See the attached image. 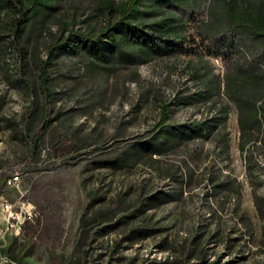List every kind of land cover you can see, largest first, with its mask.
Wrapping results in <instances>:
<instances>
[{"label": "rangeland", "instance_id": "1", "mask_svg": "<svg viewBox=\"0 0 264 264\" xmlns=\"http://www.w3.org/2000/svg\"><path fill=\"white\" fill-rule=\"evenodd\" d=\"M212 6L214 0H201L198 17L207 18ZM36 16L28 33L19 38L12 37L0 19V44H4L0 48V199H15L23 192L40 211L39 218L16 237L24 264H54L61 258L68 264H264V217L254 202L255 195H264V138L247 142L242 151L234 103L228 122L229 154L215 137L184 142L161 155L144 153L132 165L107 167L96 162L152 131L162 103L196 89L189 64L195 56H164L109 69L83 50L52 55L51 105L63 113L44 134L39 156L29 163L20 161L26 139L7 118L18 119L29 112L32 100H38L40 61L50 55V43L67 33L65 22L69 28L88 30L105 21L95 0H62L51 15ZM207 57L224 77L225 60ZM210 106L207 102L171 105L168 121L202 117ZM30 114L33 125L38 114ZM15 171L20 190L7 186ZM181 172L186 177L182 193L173 179ZM216 176L232 180L222 189L213 185ZM159 188L175 189L177 198L147 211L158 228L150 236L139 238L135 233L133 240L116 245L118 237L138 223L136 219L93 234L98 226L123 214L121 206H112L120 199L135 206L133 200L139 195ZM189 246L195 251L185 258Z\"/></svg>", "mask_w": 264, "mask_h": 264}, {"label": "trees", "instance_id": "2", "mask_svg": "<svg viewBox=\"0 0 264 264\" xmlns=\"http://www.w3.org/2000/svg\"><path fill=\"white\" fill-rule=\"evenodd\" d=\"M61 1L0 0V19L12 37H24L36 15H51ZM200 1L95 0L97 10L105 15V21L98 29L69 28L65 22L67 33L50 43V55L40 61L38 100H32L29 112H24L18 119L7 118L19 126L26 139V149L20 161L29 163L39 156L44 134L63 113V110L54 111L51 105L55 92L50 70L51 57L61 50H83L98 64L109 69L129 64L140 65L171 55L196 57L195 61L189 63L198 84L196 89L180 92L170 102L162 103L153 130L115 155L101 157L96 161L99 166L132 165L134 159L144 153L151 157L161 155L174 151L184 142L215 137L229 154L231 136L228 122L233 103L239 113L242 133L239 146L242 151L247 142L264 138V0H214L207 18L198 17ZM22 48L25 50L26 47ZM207 56L225 60L224 77L215 72ZM27 87L32 89V83L27 82ZM206 102L211 106L204 116L181 122L168 121L171 105ZM34 111L38 116L31 125L30 112ZM72 144L79 147L81 142L72 139ZM248 158L249 164L253 165L252 149H249ZM173 179L182 193L185 175L181 172ZM231 180L230 177L220 179L216 176L212 181L214 186L223 189L228 187ZM176 198L175 189L159 188L139 195L138 199L133 200L132 204L137 201L135 206L122 204L120 199L112 206H121L123 214L98 226L93 234L102 229L109 232L119 224L126 223L127 219H136L138 223L121 234L116 245H121L128 238L133 240L135 233L139 238L150 236L158 228L147 217V211ZM254 202L264 217V195H255ZM17 247L18 238H15L9 248L22 261ZM194 251L189 246L184 252L185 258H191ZM202 254L204 256V252ZM54 264L68 263L61 258Z\"/></svg>", "mask_w": 264, "mask_h": 264}, {"label": "built area", "instance_id": "3", "mask_svg": "<svg viewBox=\"0 0 264 264\" xmlns=\"http://www.w3.org/2000/svg\"><path fill=\"white\" fill-rule=\"evenodd\" d=\"M7 186L20 190L21 179H17V171L10 173ZM40 216L37 207L22 192L15 199H0V264H13L10 250L11 242L19 237L27 225L34 223ZM10 236L13 239H9ZM21 264H24L21 261Z\"/></svg>", "mask_w": 264, "mask_h": 264}, {"label": "bare ground", "instance_id": "4", "mask_svg": "<svg viewBox=\"0 0 264 264\" xmlns=\"http://www.w3.org/2000/svg\"><path fill=\"white\" fill-rule=\"evenodd\" d=\"M17 179H20V177L17 175ZM12 263L13 264H21L20 260L16 256H12Z\"/></svg>", "mask_w": 264, "mask_h": 264}]
</instances>
